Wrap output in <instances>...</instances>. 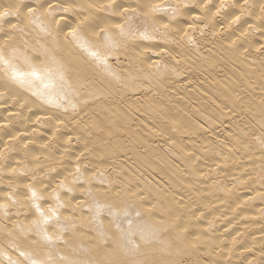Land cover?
I'll use <instances>...</instances> for the list:
<instances>
[{"label":"bare ground","instance_id":"6f19581e","mask_svg":"<svg viewBox=\"0 0 264 264\" xmlns=\"http://www.w3.org/2000/svg\"><path fill=\"white\" fill-rule=\"evenodd\" d=\"M0 264H264V0H0Z\"/></svg>","mask_w":264,"mask_h":264}]
</instances>
